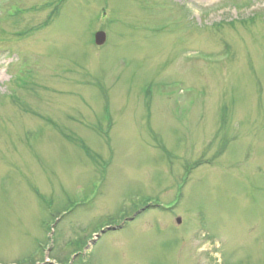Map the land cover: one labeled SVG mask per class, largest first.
Instances as JSON below:
<instances>
[{
    "label": "rangeland",
    "instance_id": "rangeland-1",
    "mask_svg": "<svg viewBox=\"0 0 264 264\" xmlns=\"http://www.w3.org/2000/svg\"><path fill=\"white\" fill-rule=\"evenodd\" d=\"M0 264H264V0H0Z\"/></svg>",
    "mask_w": 264,
    "mask_h": 264
},
{
    "label": "water",
    "instance_id": "water-1",
    "mask_svg": "<svg viewBox=\"0 0 264 264\" xmlns=\"http://www.w3.org/2000/svg\"><path fill=\"white\" fill-rule=\"evenodd\" d=\"M105 34L103 33V32H97L96 34H95V43L97 44V45H101V44H103L104 43V41H105ZM178 222H180L179 221V219H178Z\"/></svg>",
    "mask_w": 264,
    "mask_h": 264
}]
</instances>
